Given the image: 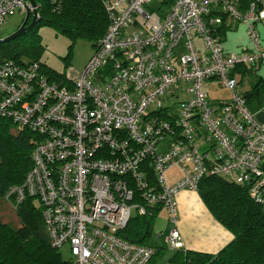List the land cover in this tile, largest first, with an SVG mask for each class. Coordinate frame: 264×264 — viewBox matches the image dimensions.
I'll use <instances>...</instances> for the list:
<instances>
[{"label":"built area","instance_id":"obj_1","mask_svg":"<svg viewBox=\"0 0 264 264\" xmlns=\"http://www.w3.org/2000/svg\"><path fill=\"white\" fill-rule=\"evenodd\" d=\"M47 1L58 11L62 0ZM101 2L109 24L78 79L55 82L37 61L0 64V119L38 136L31 169L3 202L17 210L36 199L50 247L67 245L73 264H148L156 247L119 236L133 211L164 209L170 228L158 237L174 250L184 247L176 195L205 177L264 207V104L250 109L242 89V70L264 65V0L245 10L239 0ZM39 8L0 0V28L15 12L39 20ZM233 23L246 27L239 51L224 46ZM211 85L230 98L210 103Z\"/></svg>","mask_w":264,"mask_h":264},{"label":"trees","instance_id":"obj_2","mask_svg":"<svg viewBox=\"0 0 264 264\" xmlns=\"http://www.w3.org/2000/svg\"><path fill=\"white\" fill-rule=\"evenodd\" d=\"M33 1L40 5L38 23L27 33L0 44V64L9 60L23 63V58L27 62H39L42 45L36 28L40 24L72 37L87 38L94 46L109 24L101 0H62L58 11H53L47 0ZM239 1L241 10L252 2ZM45 73L60 83L66 77L52 69H45ZM247 73L252 70H242V76ZM246 98L250 109L264 104V78L251 85ZM36 139L38 136L33 132L19 129L9 119H0V208L6 191L22 184L31 169ZM197 192L213 217L234 238L216 254L186 249L185 246L171 249L164 264H264V207L249 198L246 188L216 177L203 178ZM159 210L146 216L135 214L119 236L131 243L149 245ZM15 214L18 225L0 217V264H73L72 260H62L58 250L50 247L36 199L26 198ZM156 248L148 264H153L163 254L162 247Z\"/></svg>","mask_w":264,"mask_h":264},{"label":"rangeland","instance_id":"obj_3","mask_svg":"<svg viewBox=\"0 0 264 264\" xmlns=\"http://www.w3.org/2000/svg\"><path fill=\"white\" fill-rule=\"evenodd\" d=\"M24 18L25 14L20 12L13 13L0 28V39L14 32L22 24ZM256 30L260 36L261 45L264 47V28L257 26ZM36 31L40 36V44L42 45L39 54V62L43 64L44 70L52 69L56 72L64 73L69 77L78 79L81 70L95 49L93 42L83 37H72L58 31L54 27L43 24L38 25ZM194 41L197 47H201V41L199 39L196 38ZM248 44L246 27L243 24H232L231 30H228L225 39V48L238 51ZM22 62L26 63L27 59L23 58ZM260 78H264V65L255 69L254 73H247L243 76L242 89L244 91L249 90L251 85ZM203 91L207 93L210 103L216 100H226L230 98V91L216 85H211L209 87L204 86ZM173 100L174 99L171 98L169 102L172 103ZM165 175L169 184H173L180 179V172L177 167L169 169ZM132 213L133 216L136 214L135 211ZM157 215L150 241L162 247L164 252L153 264H164L170 257L172 250L169 248L164 238L158 239L156 235L160 226L167 234L170 223L162 212ZM0 217L5 222H12L14 225H18V218L15 214V210H12L5 202L1 205ZM58 253L62 260H71L70 250L67 245L60 248Z\"/></svg>","mask_w":264,"mask_h":264},{"label":"crops","instance_id":"obj_4","mask_svg":"<svg viewBox=\"0 0 264 264\" xmlns=\"http://www.w3.org/2000/svg\"><path fill=\"white\" fill-rule=\"evenodd\" d=\"M227 33L228 31L225 34V39ZM65 76L67 75L65 74ZM176 201L179 215L177 229L186 249L216 254L234 238L209 212L197 191H180L176 195ZM161 212L167 218L164 209H160L158 214ZM159 233L166 235V231L161 226L156 236L158 239L163 238L158 237ZM149 245L160 247L151 241H149Z\"/></svg>","mask_w":264,"mask_h":264},{"label":"water","instance_id":"obj_5","mask_svg":"<svg viewBox=\"0 0 264 264\" xmlns=\"http://www.w3.org/2000/svg\"><path fill=\"white\" fill-rule=\"evenodd\" d=\"M31 2L32 5H35V2L33 0H29ZM29 13H27L25 15V18L22 22V24L14 31L12 32L10 35L6 36L5 38L0 39V44L3 42H7L10 41L20 35H23L25 33H27L30 29H32L37 23H38V19H37V10H34L32 13V16L30 18L29 24L26 25V23L29 20ZM264 117V115H262V113L258 114V118L259 119H264L262 118Z\"/></svg>","mask_w":264,"mask_h":264},{"label":"flooded vegetation","instance_id":"obj_6","mask_svg":"<svg viewBox=\"0 0 264 264\" xmlns=\"http://www.w3.org/2000/svg\"><path fill=\"white\" fill-rule=\"evenodd\" d=\"M27 24H29V20H28V22L26 23V25H27Z\"/></svg>","mask_w":264,"mask_h":264}]
</instances>
